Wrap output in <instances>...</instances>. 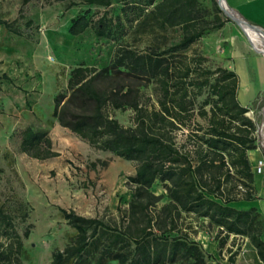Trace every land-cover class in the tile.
Segmentation results:
<instances>
[{
    "label": "trees",
    "instance_id": "1",
    "mask_svg": "<svg viewBox=\"0 0 264 264\" xmlns=\"http://www.w3.org/2000/svg\"><path fill=\"white\" fill-rule=\"evenodd\" d=\"M69 1L68 7L76 4ZM113 1L81 0L86 8L70 19L72 36L91 30L96 41L117 45L108 65L70 71L52 115L95 149L135 164L127 179L131 195L117 208V218L61 209L74 234L52 251L50 264H210L213 255L184 214L247 235L264 258L258 213L228 206L253 199L249 152L258 147L257 122L247 113L261 105L241 106L235 72L212 68L196 47L230 19L215 0L210 7L199 0H117L114 17L88 16L91 7L106 10ZM126 109L132 110L129 126L113 116ZM179 130L187 131L191 146L176 141ZM18 134L21 151L30 157L57 155L46 132L25 127ZM156 182L163 193L151 190ZM28 235L0 207V264H23Z\"/></svg>",
    "mask_w": 264,
    "mask_h": 264
},
{
    "label": "rangeland",
    "instance_id": "2",
    "mask_svg": "<svg viewBox=\"0 0 264 264\" xmlns=\"http://www.w3.org/2000/svg\"><path fill=\"white\" fill-rule=\"evenodd\" d=\"M199 1L208 7L212 4V0ZM69 2L33 0L22 5L21 0H0V20L9 25L0 24V75L9 78L0 79V207L15 218L20 234L28 229L23 264H50L52 251L63 248L74 234L61 209L85 217L117 218V208L125 207L131 195L127 179L134 174L135 164L95 149L60 126L52 115L53 99L66 91L70 71L79 65H108L117 45L110 40L96 41L91 30L72 36L70 19L86 5L75 0L76 4L68 7ZM119 8L116 0L106 10L91 7L88 16L97 19L106 13L114 17ZM222 16L230 19L223 11ZM258 19L264 21L263 13H258ZM249 25L264 35L261 28ZM217 34H209L196 46L208 56L212 68L220 65L215 55ZM131 115V109L113 113L124 126L130 125ZM247 115L257 122L259 146L264 104ZM25 127L46 132L57 155L37 159L22 152L18 132ZM186 134L179 130L175 139L191 146ZM151 190L163 193L158 182ZM184 217L192 222L195 238L212 231L195 219L199 217Z\"/></svg>",
    "mask_w": 264,
    "mask_h": 264
},
{
    "label": "crops",
    "instance_id": "3",
    "mask_svg": "<svg viewBox=\"0 0 264 264\" xmlns=\"http://www.w3.org/2000/svg\"><path fill=\"white\" fill-rule=\"evenodd\" d=\"M227 3L238 17L264 31V21L258 19V13L264 15V0H227ZM215 32H219L215 40L216 59L221 66L235 72L238 103L243 107L264 104V54L255 51L246 34L233 20L210 35ZM249 158L254 169L256 162L264 159V152L251 151ZM253 189V199L233 201L228 206L237 210L253 209L258 213L262 226L259 238L264 243V168L261 173L255 172ZM201 221L207 223V220ZM208 227L212 231L198 235L196 239L213 255L210 264H264V258L247 235L227 233L216 226Z\"/></svg>",
    "mask_w": 264,
    "mask_h": 264
},
{
    "label": "bare ground",
    "instance_id": "4",
    "mask_svg": "<svg viewBox=\"0 0 264 264\" xmlns=\"http://www.w3.org/2000/svg\"><path fill=\"white\" fill-rule=\"evenodd\" d=\"M219 2L221 4V6L225 9L226 12L230 13L233 17H235L239 21V23H241L243 30H244V33L246 34L249 41L252 43L255 51L264 53V35L260 31H258L257 29H254L253 27H251L243 19L235 16L233 9L232 8L229 9L227 7V5H228L227 0H219ZM259 14H261V13H259ZM249 45H250V43H249Z\"/></svg>",
    "mask_w": 264,
    "mask_h": 264
},
{
    "label": "built area",
    "instance_id": "5",
    "mask_svg": "<svg viewBox=\"0 0 264 264\" xmlns=\"http://www.w3.org/2000/svg\"><path fill=\"white\" fill-rule=\"evenodd\" d=\"M250 113L252 114L253 111L250 110ZM261 137H262L261 144H259L258 148H263L264 150V132H262ZM263 168H264V159H260L254 165V172L261 173Z\"/></svg>",
    "mask_w": 264,
    "mask_h": 264
},
{
    "label": "water",
    "instance_id": "6",
    "mask_svg": "<svg viewBox=\"0 0 264 264\" xmlns=\"http://www.w3.org/2000/svg\"><path fill=\"white\" fill-rule=\"evenodd\" d=\"M216 2H217V4H218V6L220 7V9H221V10H222V11H223V12H224V13L230 18V20H233L234 22H236V23L241 27L242 31L244 32L241 23H239V21H238L235 17H233L230 13H228V12L225 11V9L221 6L219 0H216ZM227 7H228L229 9H231L228 5H227ZM262 53H263V52H262ZM263 54H264V53H263ZM263 124H264V119H263Z\"/></svg>",
    "mask_w": 264,
    "mask_h": 264
}]
</instances>
